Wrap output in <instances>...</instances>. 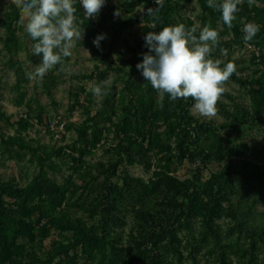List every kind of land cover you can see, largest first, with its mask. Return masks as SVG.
I'll list each match as a JSON object with an SVG mask.
<instances>
[{"label":"rangeland","instance_id":"obj_1","mask_svg":"<svg viewBox=\"0 0 264 264\" xmlns=\"http://www.w3.org/2000/svg\"><path fill=\"white\" fill-rule=\"evenodd\" d=\"M175 1L179 4V14L176 18L191 19L197 26V34L205 25L219 31L220 43L213 53V59H219L223 64L235 63L237 66L235 74L244 80L259 79L264 75L262 63L264 43L250 42L252 46L248 47L243 40L244 25L256 23L254 20L235 22L228 33L221 21L215 23L210 15L203 11L199 0ZM9 2L10 0L0 2V108L7 116V120L0 118V178L6 181L14 180L20 189H26L40 172L39 161L45 159V162L54 169L45 168L44 178L55 181L65 194L63 205L56 208H52L51 203L45 199L29 202L31 211L28 221L35 223L33 227L36 235L41 226L50 220L65 221L70 218L71 222L76 223L78 219H82L89 229L97 227L99 219L89 218L90 212L87 209L95 203L108 177L102 172L104 168H111L112 172L115 169L114 175L111 177L109 175V179L120 187L129 177L150 184L157 180L158 173L165 171L181 180L195 175L194 170L201 168V164L195 165L179 160L169 162L161 160L163 155L158 154L150 163V168H147L141 164L129 163L126 155L120 156L114 150L121 140L117 139L116 130L122 120L120 97L123 89L127 82L130 87L137 90L145 87V79L140 75L128 77L126 73L130 71V62L135 58L133 50L137 41L144 40L147 33L154 28L151 20L156 16L153 13L157 6L156 0L151 3L142 2L138 6H134L132 2L127 4L126 0H105L98 17L94 18V29L100 34H106L99 48L94 45V40L89 39L90 31L85 22L77 16L78 21L83 22L81 25L84 29L83 39L72 50V56L65 60L62 70L61 66L57 65L43 79L37 80H29L26 77L27 72L34 71V66L40 63L41 57L33 54L35 42L24 30L18 29L23 25L22 18L17 25L20 46H15L13 56L15 61L21 63L22 71L18 72L12 67L10 56L4 48L6 29L2 23L5 13L9 11ZM219 2L220 0H217V3ZM77 5H80L79 0L75 7ZM263 5L256 0V4L250 7L245 0L239 7L240 10L248 7L247 10L253 11L254 17L257 10L264 7ZM117 12L119 15H115ZM259 25L263 26L264 21ZM221 48L227 49L226 56L221 54ZM148 51L146 54L154 55L149 49ZM100 79L101 82H107L104 87L111 85L116 87V90L110 92L109 104L106 103L105 95L94 96L89 89L90 82L95 81L99 84ZM50 80L53 85L48 87ZM258 85L260 84H255V87L259 88ZM227 94L236 101L228 98ZM156 103H160L159 95ZM217 107L218 115L212 119L199 116L193 111V106L190 112L200 123L218 128L214 142L218 146H224L228 154L226 162L231 161L235 165L248 162L261 167V171H264V134L254 129L256 117L250 88L230 78L225 84V92ZM236 112L243 116L247 113L245 119L247 123L236 121L233 117ZM26 119L30 120L28 127L21 123ZM50 121H62L66 125L64 132L56 127L51 128ZM156 123L154 132L161 134L164 129L163 120ZM250 125L253 128H250ZM83 129L86 130L84 141L79 138V133ZM118 136L123 135L120 133ZM9 139L15 143L14 147L7 146L6 142L8 143ZM176 144L175 139L171 141L173 151L177 149ZM245 145L247 149L242 150ZM7 149L8 151L11 149L14 159L7 158L9 155ZM121 157L124 161L115 167ZM220 170V166L214 162L203 170V178L216 175ZM87 173H90L91 177L84 178ZM255 179L253 178V186L258 190L261 199L256 213V223L264 225V177L263 180ZM88 182L89 186L85 189ZM130 182L133 183L132 180ZM120 211H122L119 213L120 218L125 221V225L117 228L113 235L119 236H116L114 242L122 254L126 255L136 249V246L130 243L131 235L138 236L140 227L132 213L127 209ZM39 219L43 221L38 222ZM56 223L59 226L51 231V236L35 242V249L32 248V244H27L28 251L34 252L37 259L32 257L22 264H96V259H100L99 239L102 235L95 238V241L89 240V243H95L91 247L88 246V239L71 246L69 240L74 232L64 229L62 222ZM217 223L223 233H226L233 221L228 217H222ZM193 227L194 231L190 233L183 227L181 236L198 235L201 230L199 219L193 222ZM113 240L114 238L111 241ZM53 247L60 254L49 258L48 253ZM107 248L111 249L110 246ZM204 252L199 256V264H208L207 260L211 262V258L207 259ZM187 255L185 253V257ZM190 263L189 260H185V264Z\"/></svg>","mask_w":264,"mask_h":264},{"label":"trees","instance_id":"obj_2","mask_svg":"<svg viewBox=\"0 0 264 264\" xmlns=\"http://www.w3.org/2000/svg\"><path fill=\"white\" fill-rule=\"evenodd\" d=\"M2 1L4 0H0ZM152 1L126 0L127 4L132 2L134 6ZM199 1L203 11L209 14L215 23L222 22L220 11L209 8L207 0ZM259 2L264 4V0ZM9 3V11L5 13L2 23L6 29L4 48L10 56V64L19 72L22 71L21 63L15 61L13 56L16 47L20 46L17 25L21 15L12 0ZM76 8V15L85 22L90 31L89 39L94 40L101 35L94 29L95 20L84 17L81 5H77ZM178 8L179 4L175 0H163L162 5H157L153 12L156 16L151 20L154 25L151 31L158 33L163 27L180 23L187 28L194 27L195 23L191 19L176 18L179 14ZM247 8L243 7L236 14L237 19L233 22V26L235 22L243 20L247 22L254 20L256 24L263 23L264 7L257 10V15L254 17L253 11ZM154 14L148 15L154 16ZM223 26L228 33L233 28ZM18 29L24 30L23 25ZM100 42L103 43L104 40ZM251 42L264 43V25L260 26V32ZM148 49L145 40L137 41L133 50L135 58L131 60L130 71L126 76L133 77L138 74L144 78L136 65L142 63L144 54L149 52ZM262 58L264 64V55ZM221 66L223 67V64ZM230 78L250 88L256 117L254 129L264 134V75L259 79L244 80L234 73ZM128 84L127 82L120 97L122 120L121 125L117 126L116 137L121 140L114 148L118 155H126L129 163L141 164L147 168H150V163L158 154L163 155L161 160L186 161L195 165L201 164L202 167L199 166L201 168L194 170L195 175L186 180H181L165 171L158 173L157 180L150 184L129 177L121 187L109 179L114 175L115 169L112 172L111 168H104L102 172L108 177L95 203L87 209L90 212L89 218L99 219L97 227L89 229L82 219H78L76 223L71 222L70 218L65 220L66 222L63 221L64 219L50 220L41 226L38 235L33 227L35 223L28 221L31 211L29 202L45 199L51 203L52 208L63 205L65 195L63 189L55 181L44 178L45 168H54L47 164L45 159H41L40 172L26 189H20L14 180L6 181L0 178V264H22L26 259L32 257L37 259L34 252L28 251L27 244H32V248L35 249L36 241L48 238L51 236V231L59 226L56 222H62L64 229L74 232L69 240L71 246L88 239V246L91 247L95 243H89V240L95 241V238L102 235V240L99 239L100 259H96V264H185L186 259L191 262L190 264H199V256L204 251L206 258H211V262L207 260L208 264H264V225L256 223V213L261 199L258 190L253 186V178H256L255 181L258 180L257 178L263 180L264 171H261V167L248 162H243L241 165H235L231 161L226 162L228 154L224 146H218L214 142L218 128L200 123L191 114L190 108L194 103L191 98L187 101L178 99L173 102L166 95L158 104L156 103L158 93L146 80L145 87L138 90ZM255 84H260L258 85L260 87L256 88ZM52 85V81H48V87ZM105 90L106 103L109 104L110 92L116 90V87L111 85L105 87ZM226 96L236 101L231 95ZM161 103L163 107H160ZM233 117L236 121L247 123L245 121L247 113L243 116L236 112ZM0 118L7 120L1 108ZM159 120H163L164 129L161 134H156L154 128L157 126L156 121ZM29 121L26 119L21 123L28 127ZM85 131L83 129L79 133L82 141L85 140ZM120 133L122 137L118 136ZM174 139L177 141L176 151H173L171 146V141ZM6 144L15 146L12 139ZM241 149H247V145ZM6 152L9 154L7 158H15L11 149L9 151L7 149ZM122 161L124 159L121 157L115 167ZM214 162L220 166V172L204 179L203 170ZM87 177H91V174L84 175V178ZM131 180L133 183L130 182ZM87 186L89 182L86 183L85 189ZM250 197L252 199H248ZM122 209L132 213L140 227L138 236L131 235L130 243L135 245L136 249L126 255L122 254L114 242L117 235H113L117 228L125 225L119 214ZM222 217H228L233 221L226 233H223L217 223ZM197 219L201 222L198 235L181 236L183 227H186L189 233L194 231L193 222ZM41 221L43 220H38ZM107 246L111 249L109 250ZM185 253L188 254L187 257ZM59 254V251L53 247L48 257L53 258Z\"/></svg>","mask_w":264,"mask_h":264},{"label":"clouds","instance_id":"obj_3","mask_svg":"<svg viewBox=\"0 0 264 264\" xmlns=\"http://www.w3.org/2000/svg\"><path fill=\"white\" fill-rule=\"evenodd\" d=\"M245 0H207L209 8L221 12V20L229 29L237 19L240 5ZM19 9L23 28L35 42L32 48L35 56L41 57L34 71L27 72L29 80L43 77L57 65L63 69L64 62L71 57L74 47L83 39L82 21H78L77 0H12ZM86 19L98 17L105 5V0H79ZM162 5L163 0H156ZM251 7L256 0H247ZM115 15H119L118 12ZM243 40L251 47V41L260 32V25H244ZM197 26L187 28L183 23L163 27L158 33L150 31L144 37L151 53L144 54L142 63L136 65L142 76L158 93L161 101L167 95L170 101L191 98L193 111L199 116L212 119L218 115V102L225 92V84L237 72L233 62L223 64L213 59V53L220 43L219 31L205 25L199 30ZM106 34L98 35L93 43L99 48L100 41ZM86 51V50H85ZM227 55V49H220ZM223 64V67L221 66ZM107 82H90L89 89L94 96L106 95L104 85ZM163 107V103L160 104Z\"/></svg>","mask_w":264,"mask_h":264},{"label":"built area","instance_id":"obj_4","mask_svg":"<svg viewBox=\"0 0 264 264\" xmlns=\"http://www.w3.org/2000/svg\"><path fill=\"white\" fill-rule=\"evenodd\" d=\"M49 125H50L51 128L56 127V128H58L59 130H61L62 132H64V130H65V126H66L62 121H55V122L50 121V122H49Z\"/></svg>","mask_w":264,"mask_h":264}]
</instances>
